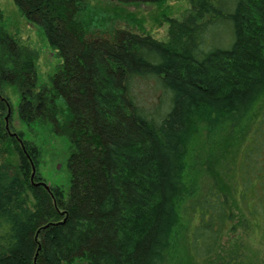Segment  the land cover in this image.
<instances>
[{
  "label": "trees",
  "instance_id": "obj_1",
  "mask_svg": "<svg viewBox=\"0 0 264 264\" xmlns=\"http://www.w3.org/2000/svg\"><path fill=\"white\" fill-rule=\"evenodd\" d=\"M14 1L64 61L52 86L38 87L39 54L1 25L0 10V264H167L200 129L236 138L232 168L222 164L234 203L210 165L215 186L195 200L187 252L197 264H264L240 245L221 255L235 221L264 243V0H188L166 41L89 32L80 0ZM219 25L231 29L228 47L208 43ZM6 85L21 96L24 122L50 123L68 139V198L41 181L38 146L11 132Z\"/></svg>",
  "mask_w": 264,
  "mask_h": 264
},
{
  "label": "rangeland",
  "instance_id": "obj_2",
  "mask_svg": "<svg viewBox=\"0 0 264 264\" xmlns=\"http://www.w3.org/2000/svg\"><path fill=\"white\" fill-rule=\"evenodd\" d=\"M80 4L83 9L79 13L78 19L89 32L110 34L113 31L126 29L137 34H150L159 41L167 40L170 19H184L191 8L188 0H159L147 4L124 3L118 0H80ZM0 10L4 16L1 25H5L13 37L22 44L32 47L39 54L38 87L52 86L51 79L58 72L64 60L50 45L44 29L25 17L14 0H0ZM207 39L210 44L228 47L232 41L231 29L228 25L213 27ZM3 93L4 97L9 98L12 107L11 113L5 116L6 120L9 115L11 116L9 121L11 132L17 134L22 142L38 146L41 151L42 158L37 169L41 181L50 187L62 188L68 198L71 186L68 139L54 132L50 123L27 124L24 122L19 116L21 96L14 86H4ZM148 93L152 94L150 91ZM148 93L146 95L150 96ZM149 99L154 100L155 98ZM58 104L64 107L63 100H59ZM236 143V138L227 137V134L218 131L209 135L207 131L200 129L192 137L183 173L186 191L182 200L177 204L178 224L174 229L173 239L168 250L167 264H197L187 252L186 238L188 230L193 228L197 221V218L194 217L193 207L196 198L198 199L208 189L215 186V179L207 172L210 165L224 179L225 185L228 187L226 190L229 199L231 203H234L231 191L234 179L230 172L225 174L222 164H227L232 168L236 154L233 145ZM6 159L17 164V158H13V156L7 155ZM232 205L235 208V205ZM235 213L237 214L236 208ZM232 226H235L236 232L230 233L224 240L221 251L222 260H226L237 245H240L241 250H245L246 254L251 248L253 251L259 250L264 256V243L256 242L253 238L247 240L243 237L236 221ZM215 260L216 258L213 259V261ZM203 264H209V262Z\"/></svg>",
  "mask_w": 264,
  "mask_h": 264
},
{
  "label": "water",
  "instance_id": "obj_3",
  "mask_svg": "<svg viewBox=\"0 0 264 264\" xmlns=\"http://www.w3.org/2000/svg\"><path fill=\"white\" fill-rule=\"evenodd\" d=\"M35 174H36V170H35V168H34V174H33V176H35Z\"/></svg>",
  "mask_w": 264,
  "mask_h": 264
}]
</instances>
